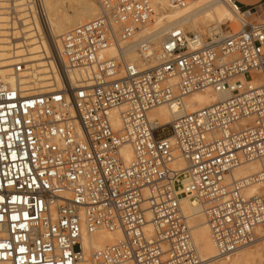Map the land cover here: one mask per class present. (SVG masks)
I'll list each match as a JSON object with an SVG mask.
<instances>
[{"label":"built area","instance_id":"1","mask_svg":"<svg viewBox=\"0 0 264 264\" xmlns=\"http://www.w3.org/2000/svg\"><path fill=\"white\" fill-rule=\"evenodd\" d=\"M218 1L243 17L238 31L174 27L158 45L144 34L149 0H96L99 16L60 39L79 81L64 73L60 90L28 96L0 72V264H203L186 198L204 206L217 259L264 236V24ZM24 3L43 19L42 0ZM19 9L0 0V52L4 14L15 23ZM207 92L227 97L164 126L150 118ZM254 163L256 175L235 178ZM100 231L116 242L87 256L84 234Z\"/></svg>","mask_w":264,"mask_h":264},{"label":"bare ground","instance_id":"2","mask_svg":"<svg viewBox=\"0 0 264 264\" xmlns=\"http://www.w3.org/2000/svg\"><path fill=\"white\" fill-rule=\"evenodd\" d=\"M149 1L155 9V16L144 34H152L153 41L158 45L163 43L167 33L174 27L199 33L204 27L206 29L213 25L212 23L233 29H237L238 24L244 23L242 16L233 13L218 0H204L185 9L173 7L167 0ZM16 2L20 8L18 21L10 22L7 14H4L2 19L0 72L6 84L25 92L28 96H36L50 90H60L63 86L64 73L70 79L79 81L82 77L81 73L64 69L60 39L67 31L99 16L100 10L96 0H42L43 19L38 17L34 7L30 5L23 7L24 0H16ZM229 12L231 17L228 16ZM105 54L110 58L116 55V51L110 49ZM126 55L130 61L135 63L138 61L135 47L128 49ZM35 74L40 79L39 85H31L28 82V78ZM226 97L225 94L196 93L185 100L184 109L172 110L160 107L150 113V118L160 126H164L172 122L176 113L196 112ZM115 124H119V121ZM122 155L129 163L133 159L129 147L123 149ZM175 165L181 169L186 168L183 160H178ZM259 170L258 164H248L236 169L234 176L236 179L253 176ZM259 193L260 186L252 187L247 191L248 197ZM183 207L190 218L193 240L204 261L203 264L217 259V249L206 222L204 206L186 198L183 200ZM116 240V235L100 231L91 235L84 234L82 242L85 254L89 256L92 251L103 249ZM261 252L264 254V243L255 251L236 253V257L222 264H247Z\"/></svg>","mask_w":264,"mask_h":264},{"label":"rangeland","instance_id":"3","mask_svg":"<svg viewBox=\"0 0 264 264\" xmlns=\"http://www.w3.org/2000/svg\"><path fill=\"white\" fill-rule=\"evenodd\" d=\"M226 8V7H225ZM228 11V10H227ZM230 12L228 14L229 17L230 16ZM257 23H260V24H264V13H260L259 16H257L256 20H255ZM214 24V23H212ZM205 29V27H204ZM204 29H202L201 31H203ZM225 29H227V27L225 26ZM233 29V28H232ZM240 29V25L238 24V27L237 29H233L234 32L238 31ZM189 32V31H188ZM59 58V56H58ZM59 61V59H58ZM61 61V60H60ZM37 80V81H36ZM40 79L38 78V75L35 74L33 75L32 77H29L28 78V82L31 84V85H39V82ZM33 82V83H32ZM38 83V84H37ZM264 243V236L261 237L259 240H257L256 242H254L253 244L249 245V246H246L245 248H242L241 250H239L237 253H240V252H245V251H255L257 249V247H260L261 245H263ZM234 257H236V254L233 255L232 257H230V259H212L210 262H207L205 264H222V263H225L226 261H230L231 259H233ZM211 259V258H210ZM247 264H264V254L263 252H261L260 255H257L254 259L250 260Z\"/></svg>","mask_w":264,"mask_h":264},{"label":"crops","instance_id":"4","mask_svg":"<svg viewBox=\"0 0 264 264\" xmlns=\"http://www.w3.org/2000/svg\"><path fill=\"white\" fill-rule=\"evenodd\" d=\"M237 3L244 11L254 10L256 12V18L260 13H264V0H237ZM252 19V21H255Z\"/></svg>","mask_w":264,"mask_h":264}]
</instances>
